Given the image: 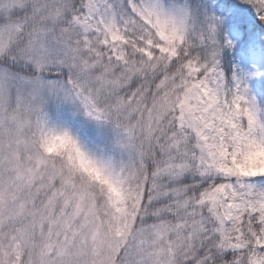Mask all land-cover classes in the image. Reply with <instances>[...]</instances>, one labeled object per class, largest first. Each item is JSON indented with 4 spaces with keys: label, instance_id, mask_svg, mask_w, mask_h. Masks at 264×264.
Listing matches in <instances>:
<instances>
[{
    "label": "snow or ice",
    "instance_id": "snow-or-ice-1",
    "mask_svg": "<svg viewBox=\"0 0 264 264\" xmlns=\"http://www.w3.org/2000/svg\"><path fill=\"white\" fill-rule=\"evenodd\" d=\"M0 264H264V0H0Z\"/></svg>",
    "mask_w": 264,
    "mask_h": 264
}]
</instances>
